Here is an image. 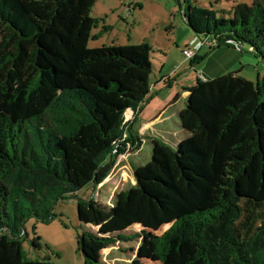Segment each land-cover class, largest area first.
<instances>
[{
	"label": "trees",
	"instance_id": "1",
	"mask_svg": "<svg viewBox=\"0 0 264 264\" xmlns=\"http://www.w3.org/2000/svg\"><path fill=\"white\" fill-rule=\"evenodd\" d=\"M95 3L0 0V264H57L25 257L24 222L48 219L54 199L101 184L119 156L143 144L134 126L156 83L150 44L90 48ZM189 6L185 20L203 45H231L264 63V0L237 3L221 18ZM201 61L199 53L190 58ZM223 79L240 85L229 106ZM198 84L206 87L200 105L181 112L188 136L154 140L150 161L131 162L136 185L88 221L98 256L83 264H103V248L143 237L163 264L174 250L191 253L184 264H264V79L254 84L232 73ZM205 153L225 160L217 199L181 214L210 184ZM135 224L144 228L126 232Z\"/></svg>",
	"mask_w": 264,
	"mask_h": 264
},
{
	"label": "rangeland",
	"instance_id": "2",
	"mask_svg": "<svg viewBox=\"0 0 264 264\" xmlns=\"http://www.w3.org/2000/svg\"><path fill=\"white\" fill-rule=\"evenodd\" d=\"M253 1L96 0L90 12L95 24L91 30L88 46L97 48L142 42L150 44V57L154 65L152 81L156 82L157 78L170 75L173 77L169 84L175 85V89L163 102H160L159 110L152 112L145 110L142 118L148 122H156L165 110L180 105V102L176 101L184 90L183 86L187 88L195 83L194 67L190 63V58L184 53L185 49L195 53L200 52L203 61L196 66L204 67V70L199 71L207 76L222 69L224 64H219L221 57L226 58L233 54L230 49L218 51L216 47L202 44L203 35L195 33L185 20V11H189V3L212 9L217 18H221L223 10L231 9L237 3L251 4ZM245 49L247 50L248 47L246 46ZM244 54L255 60V63L245 67L244 73L256 83L257 66H260L259 70L262 72L264 63L248 51ZM232 56L228 60L233 61L234 56L233 58ZM127 115L128 118L131 117L130 113ZM146 139H143L141 149L119 156L104 182L97 186L89 183L77 193L54 199L47 206L50 211L48 219L29 217L23 226L26 234L20 236L25 257L30 260H48L57 264H83L88 254L95 256L96 248H93L95 245L87 236L88 221L97 212H106L107 205L114 206V202L122 197L124 191L136 185L131 162L135 165L146 164L152 159V145L149 140H161L159 137ZM224 161L223 156L218 162H214L210 153L204 154L202 163L209 172L210 184L200 199L182 207L181 214L207 208L215 203ZM97 203L104 205L99 206ZM90 228L99 231L97 225H90ZM142 228L143 225L135 224L126 229V232H139ZM166 228L167 225L152 234L159 235ZM191 256L189 252L179 253L174 250L168 264H184ZM100 258L103 264H163L153 253L150 237L105 247L100 252Z\"/></svg>",
	"mask_w": 264,
	"mask_h": 264
},
{
	"label": "crops",
	"instance_id": "3",
	"mask_svg": "<svg viewBox=\"0 0 264 264\" xmlns=\"http://www.w3.org/2000/svg\"><path fill=\"white\" fill-rule=\"evenodd\" d=\"M220 51L221 49H230L233 54H230L229 57L223 58L221 57L220 65L224 64L222 69L220 71H214L211 72L210 76L205 75L203 72H200L199 70H204V67H198L196 65H199L200 63H196L192 65L194 67V81L190 87H195V90H189V87L183 86V92L180 94L178 100L176 102H180V105L178 107H174L165 110L156 122H148L142 116H144V112L151 110L156 111L160 108V102H163V100L175 89L174 84H169V81L172 79L173 76L170 75H163L160 78H157L156 83L152 87V95L148 102H146L145 106L142 108V110L139 112V117L135 123V130L139 133V135L145 140L146 138L149 140L150 137H159L161 140L166 142H173L176 144L177 142H180L182 139L188 136V131L184 128L181 120V112L186 107L187 104H199L196 102L197 98H201L204 96V89L205 86H199L198 84V74H202L204 78L207 80H214L218 78H224L225 76H228L230 74H234L235 78L241 77L243 79H247L255 84V82L252 80L251 77H248L245 75V67L251 65L252 63H255V60H253L250 57H247L245 51L235 48L234 46H222L217 47ZM200 55V52H197ZM234 58H233V56ZM232 56L231 60H228ZM240 59V60H239ZM228 60V61H227ZM225 61V62H223ZM202 62V61H201ZM238 62V63H237ZM257 64V62H256ZM218 65V64H217ZM255 67V66H254ZM225 68V69H224ZM258 72L256 74L257 82L258 80L264 79V68H262V72L259 70L261 69L260 66H257ZM222 70H226L225 72ZM199 72V73H198ZM207 72V71H205ZM224 72V73H222ZM165 76H169V80L162 79ZM263 76V77H262ZM202 79V78H201ZM203 81V79H202ZM220 84V87L228 91V102L227 105H231L234 101L238 100L239 97V89L240 85L235 81L231 79H223L218 82ZM183 101V102H182ZM200 105V104H199ZM130 118H128V115L126 114V120H131L134 117L133 111L130 112ZM147 136V137H146ZM146 139V140H147ZM152 145L153 141H150Z\"/></svg>",
	"mask_w": 264,
	"mask_h": 264
},
{
	"label": "built area",
	"instance_id": "4",
	"mask_svg": "<svg viewBox=\"0 0 264 264\" xmlns=\"http://www.w3.org/2000/svg\"><path fill=\"white\" fill-rule=\"evenodd\" d=\"M184 53L189 57L192 58L195 55V52L191 51L190 49H185ZM198 77L202 78L203 80H207L206 78H204V76L200 73L198 74Z\"/></svg>",
	"mask_w": 264,
	"mask_h": 264
},
{
	"label": "bare ground",
	"instance_id": "5",
	"mask_svg": "<svg viewBox=\"0 0 264 264\" xmlns=\"http://www.w3.org/2000/svg\"><path fill=\"white\" fill-rule=\"evenodd\" d=\"M127 113H130V111H128Z\"/></svg>",
	"mask_w": 264,
	"mask_h": 264
},
{
	"label": "water",
	"instance_id": "6",
	"mask_svg": "<svg viewBox=\"0 0 264 264\" xmlns=\"http://www.w3.org/2000/svg\"><path fill=\"white\" fill-rule=\"evenodd\" d=\"M181 120H182V118H181ZM135 180H136V178H135Z\"/></svg>",
	"mask_w": 264,
	"mask_h": 264
}]
</instances>
